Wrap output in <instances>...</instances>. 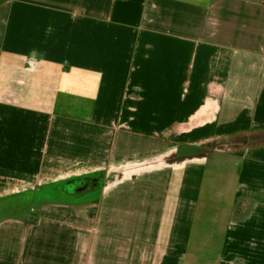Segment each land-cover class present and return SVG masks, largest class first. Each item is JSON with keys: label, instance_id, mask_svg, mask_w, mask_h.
Returning a JSON list of instances; mask_svg holds the SVG:
<instances>
[{"label": "crops", "instance_id": "0c3cea01", "mask_svg": "<svg viewBox=\"0 0 264 264\" xmlns=\"http://www.w3.org/2000/svg\"><path fill=\"white\" fill-rule=\"evenodd\" d=\"M0 264H264V0H0Z\"/></svg>", "mask_w": 264, "mask_h": 264}]
</instances>
